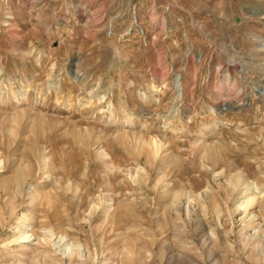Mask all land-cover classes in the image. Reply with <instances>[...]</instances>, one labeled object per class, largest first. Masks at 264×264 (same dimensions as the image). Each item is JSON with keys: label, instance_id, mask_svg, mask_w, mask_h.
Here are the masks:
<instances>
[{"label": "rangeland", "instance_id": "obj_1", "mask_svg": "<svg viewBox=\"0 0 264 264\" xmlns=\"http://www.w3.org/2000/svg\"><path fill=\"white\" fill-rule=\"evenodd\" d=\"M261 90L264 0H0V264H264Z\"/></svg>", "mask_w": 264, "mask_h": 264}, {"label": "bare ground", "instance_id": "obj_2", "mask_svg": "<svg viewBox=\"0 0 264 264\" xmlns=\"http://www.w3.org/2000/svg\"><path fill=\"white\" fill-rule=\"evenodd\" d=\"M178 92V91H177ZM260 93L261 94H264V91L263 90H261L260 91ZM30 169V167H28V170ZM18 170V169H17ZM24 170V169H23ZM20 172V171H19ZM18 172V173H19ZM18 173H16V174H18ZM18 179H20V177L18 178ZM17 178H16V180H18ZM17 182V181H16ZM9 191V190H8ZM11 191V190H10ZM20 191V190H19ZM2 192V191H1ZM16 193V192H15ZM2 194H4V193H2ZM13 195V194H12ZM11 195V196H12ZM15 196V195H14ZM5 197V196H4ZM13 197V196H12ZM11 197V198H12ZM7 198V197H6ZM8 199H10V198H8ZM13 199V198H12ZM3 201H4V199H3ZM251 200L249 199H247V201L245 200V201H242L241 203H238V204H236V206L234 207V212H233V216L235 217V220H236V222H237V224H238V226H241V227H245V228H249V227H251V230L253 229V232H254V230L256 231V234H259V236L257 235V237H258V241H259V243H260V240H262V238H264V221L262 220V218H260L259 216H258V212H256V211H254L253 210V208L251 207V205H250V202ZM16 202V201H15ZM22 202V201H21ZM20 202V203H21ZM11 203L12 202H10V205H11ZM13 204V203H12ZM15 204V203H14ZM23 204V203H22ZM8 205V204H7ZM3 207V206H2ZM4 207H6V205L4 204ZM13 207V206H12ZM11 207V208H12ZM19 207V206H18ZM1 208V207H0ZM1 210V209H0ZM3 210V209H2ZM8 209L6 208V211H7ZM12 210V209H11ZM15 212V211H14ZM1 213V212H0ZM12 213V212H11ZM5 215H7L6 213H5ZM11 215V214H10ZM22 217V216H21ZM36 234V233H35ZM261 235V236H260ZM32 236H34V237H32V239H29V236H23L22 238H21V241L19 240H17L18 242H21L22 244H26L25 246L24 245H22L21 247H25V248H27L28 250H31L30 252H36L35 254H37L38 252H39V250H38V241H36V239H38L34 234L32 235ZM253 236H255V233H253ZM21 237V236H20ZM73 239V238H72ZM257 239V238H256ZM61 240V239H60ZM17 241H16V243H17ZM40 241V240H39ZM263 243V242H262ZM257 244V243H256ZM20 246V245H19ZM260 246H261V252H263L264 251V243H263V245L262 244H260ZM44 248V247H43ZM258 249H259V247H258ZM51 250V249H50ZM40 251H43V249L42 250H40ZM46 251V250H45ZM52 251H50V252H41L43 255L46 253H51ZM53 252H55V251H53ZM258 252V251H257ZM260 253V252H259ZM258 253V254H259ZM264 253V252H263ZM34 254V253H33ZM41 254V256H43ZM53 254V253H52ZM56 255H57V253H55ZM34 256V255H33ZM39 256V255H38ZM37 256V257H38ZM52 256V255H51ZM50 256V257H51ZM259 256V255H258ZM258 256H256V257H258ZM262 256V255H261ZM31 257V256H30ZM45 257H47V256H45ZM55 257V256H54ZM56 257H61L60 258V260L62 261L60 264H71V260H70V257L68 258H65V257H62V256H60V255H58V256H56ZM53 258V257H52ZM63 258H65V259H63ZM78 258V257H77ZM259 258V257H258ZM45 259V258H44ZM59 259V258H58ZM264 259V258H263ZM78 260V259H77ZM82 260V259H81ZM77 262H79V261H77ZM81 263V261L79 262V264ZM212 263V262H211ZM53 264H56V262L55 263H53ZM82 264V263H81Z\"/></svg>", "mask_w": 264, "mask_h": 264}, {"label": "water", "instance_id": "obj_3", "mask_svg": "<svg viewBox=\"0 0 264 264\" xmlns=\"http://www.w3.org/2000/svg\"><path fill=\"white\" fill-rule=\"evenodd\" d=\"M225 109L229 110V109H231V107L229 105H225Z\"/></svg>", "mask_w": 264, "mask_h": 264}]
</instances>
